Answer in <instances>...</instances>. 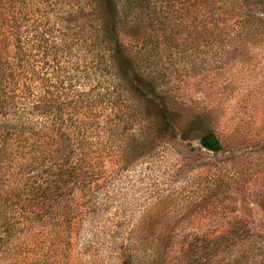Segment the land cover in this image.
Listing matches in <instances>:
<instances>
[{
    "label": "trees",
    "instance_id": "trees-1",
    "mask_svg": "<svg viewBox=\"0 0 264 264\" xmlns=\"http://www.w3.org/2000/svg\"><path fill=\"white\" fill-rule=\"evenodd\" d=\"M197 1L189 0L176 18L180 0H77V6L68 0H0V249L21 253L22 244L33 249L53 235L61 264H82L73 253L72 231L93 206V183L106 165L123 170L149 155L154 137L146 131L158 120L168 138L180 140L201 123L174 121L176 100L161 63L162 52L177 56L172 51L183 33L221 32L220 23L195 20L202 12L206 18L223 15L226 4L216 7L218 0H211L202 11ZM235 2L237 22L250 7L264 25V0ZM59 17L76 25L63 26ZM136 30L141 35L133 48L122 38ZM56 34L61 66L47 53ZM199 142L211 153L224 151L211 131ZM246 231L232 225L177 245L160 244L145 264H222L224 255L227 264H238V257L264 254V233L251 230L246 241ZM135 251L120 247L117 263L135 264Z\"/></svg>",
    "mask_w": 264,
    "mask_h": 264
},
{
    "label": "rangeland",
    "instance_id": "rangeland-1",
    "mask_svg": "<svg viewBox=\"0 0 264 264\" xmlns=\"http://www.w3.org/2000/svg\"><path fill=\"white\" fill-rule=\"evenodd\" d=\"M188 1L180 0L176 18L185 13ZM210 2L197 1L202 11ZM215 2L216 7L226 4L223 15L206 18L202 12L203 18L195 22L220 23L221 32L183 33L181 46L172 51L175 58L161 53L176 100L170 108L174 121L185 126L197 119L201 123L180 140L168 138L163 122L156 120L146 131L154 137L149 155L123 170L115 163L106 165L105 174L93 183V206L88 214H80L72 231L73 253L82 264H118L120 247L135 248V264H145L160 244L191 241L213 228H245L246 241L251 230L264 233V25L250 7L241 10V23L235 0ZM70 19L59 17L63 26H75ZM56 35L55 48L50 41L47 53L61 66L64 59L56 49L62 39ZM140 35V30L132 31L122 40L138 47L133 39ZM71 63L66 57V64ZM134 130L139 131L137 126ZM209 131L223 152L214 154L200 145ZM219 187L223 192L214 193ZM55 238L51 235L33 249L22 244L21 253L0 249V264H61ZM221 258L222 264L229 262L227 255ZM237 261L264 264V254Z\"/></svg>",
    "mask_w": 264,
    "mask_h": 264
}]
</instances>
